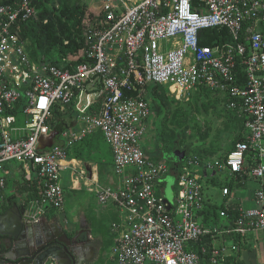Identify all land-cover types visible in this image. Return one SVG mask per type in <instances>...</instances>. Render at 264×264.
<instances>
[{
	"label": "built area",
	"instance_id": "built-area-1",
	"mask_svg": "<svg viewBox=\"0 0 264 264\" xmlns=\"http://www.w3.org/2000/svg\"><path fill=\"white\" fill-rule=\"evenodd\" d=\"M33 1L0 5V169L16 163L27 179L36 174L41 183L39 197L23 206V219L38 222L48 208L63 209L67 150L99 131L117 178L114 187L94 190L97 204L118 216L111 223L117 236L110 258L117 264H204L207 256L209 264H226L223 247L208 243L196 252L189 246L204 237L240 240L264 230V0H97L94 20H84L86 48L63 56L60 65L35 62L16 28L37 20ZM152 84L179 102L200 87L221 93L225 108L242 118L240 140L230 151L191 154L176 169L173 204L156 191L170 167L147 157L140 145L152 116L146 97ZM67 107L77 130L57 131L61 142L45 147L54 109ZM198 170L227 171L231 178L220 188V223L212 221ZM247 178L260 182L254 206L231 205L227 185L238 188ZM3 189L0 177V196Z\"/></svg>",
	"mask_w": 264,
	"mask_h": 264
},
{
	"label": "crops",
	"instance_id": "crops-1",
	"mask_svg": "<svg viewBox=\"0 0 264 264\" xmlns=\"http://www.w3.org/2000/svg\"><path fill=\"white\" fill-rule=\"evenodd\" d=\"M151 112L152 116L149 119L146 132L147 130L150 132L152 130L154 131V124L157 121L155 113L152 110ZM62 114L66 122L69 124L64 130H77L79 124L76 122L75 114L71 111V109L67 107ZM55 132L57 131L51 128L49 135H53L52 143H60V137L58 136V133ZM101 138L103 139L101 133L99 131H95L88 134L81 141L74 143L67 150V160L63 164L64 167L61 170L60 179L62 180L63 186L68 188L73 198H75L73 203H75L76 208L69 209L63 206L61 211H55L48 208L44 216L38 221L42 225L40 232H36L41 236L45 234L51 235L54 229V232L65 233L70 238L76 236V242L78 246L82 248L81 254L84 256L83 264H117L112 258H109L110 249L113 246L117 235L110 228L109 235H105V230H102L101 226L98 224V220L104 217L110 219V222L112 223L118 220V216L112 208H101L97 204L94 194L96 187H114L117 185V178L112 171L111 154L108 149H102L98 143L101 141ZM150 140L153 141L152 137ZM146 145L147 146L142 149L147 157L152 158L153 156H158L159 158H156V160L162 159V155L159 152V149L161 148L150 146V141H148ZM218 153L222 154L223 152L215 151L211 155H217ZM169 173L174 175L172 171ZM197 175L200 178V182L204 178L206 183L212 186H218L221 188L225 185H219L217 183L214 173L207 174L203 170H198ZM7 176H10L8 177L9 179H15L18 182H22L23 178L27 179L22 168H20L16 163H5L3 165L2 176L0 177L4 178ZM9 179H7V185H10L9 187L12 189V192L5 194L3 189L2 194L4 197L0 199V206L12 203L7 211L11 210L14 204L17 209L23 211L21 197L15 194ZM164 179L160 181L158 191L163 199L169 202L170 200H168L164 195L166 192L165 185L167 184ZM7 185H5L4 188ZM259 186L260 182L258 180L247 178L238 188L230 187V204L243 208L253 207L254 192L259 188ZM173 187H175V179ZM13 194L15 197L10 200L12 201L10 202L6 197ZM209 194L213 197L211 193ZM90 198L92 199L91 205L89 203ZM221 198L222 200H225L222 196ZM204 201L214 207H217L213 205L210 198H204ZM169 203L173 204L171 202ZM0 222L1 232L5 233L11 230L13 224V219H11V217L3 216ZM216 223H220L218 219L216 220ZM36 233H34L32 237L35 238ZM4 238L5 236H0V239ZM202 239L197 244L190 245L189 249L195 250L192 246L200 249L204 244V239L207 238L204 237ZM208 243L214 247H223L225 249L227 255L226 264H264V230L253 231L240 240L233 238L229 241L227 238H217L212 241H209L208 239ZM232 245H236L237 250H232ZM0 246V254L7 253L9 257H12V255L8 253V249L10 247L8 249H4L2 245ZM105 256H107L106 260H104ZM203 258L204 264H209L208 257L204 256Z\"/></svg>",
	"mask_w": 264,
	"mask_h": 264
},
{
	"label": "trees",
	"instance_id": "trees-1",
	"mask_svg": "<svg viewBox=\"0 0 264 264\" xmlns=\"http://www.w3.org/2000/svg\"><path fill=\"white\" fill-rule=\"evenodd\" d=\"M12 0H0L1 4H8ZM51 0H34L33 5L37 10V20L32 22H24L19 23L16 26L19 30L20 36L28 41V45H26V50L29 51V55L33 60H37L39 57L38 51L41 52V62H46L54 65H60V60L63 56H67L70 54L72 56L77 55L80 51L86 48L85 42V33L86 26L84 24V20L86 17V9L88 8L86 3L81 0H56V6L50 5ZM91 20H94L95 16H90ZM101 16H98L100 18ZM206 34L210 36H216V31L211 29L203 30ZM78 61H82L81 59ZM132 95L134 93H131ZM197 94L200 101L197 103V107L204 106L205 98H210L217 92L208 90L204 87L198 88L193 92L191 96ZM220 95V94H218ZM146 97L149 101L150 109L155 113L158 121H161L165 118L170 126L177 127L180 129V121L179 114L182 112L183 107H180V102L171 99L168 95L166 87L159 84H152L146 86ZM221 99H224L223 96L220 95ZM98 108V102H96L91 109L90 113H93ZM182 118V117H181ZM53 121L52 127L55 131L62 132L69 125L68 122L63 117V114L58 111L57 108L54 109L52 113V117L49 120ZM239 130L236 132L233 140L232 146L228 147V149L224 152L230 151L235 143L240 140L239 132L242 129V118H239ZM173 135L174 132H170ZM81 141V140H80ZM181 140H173L171 151L175 148H180L179 143ZM193 145L192 141L186 144L183 148L187 151ZM162 149H159L160 154L162 155ZM213 150H204L196 151L195 153L201 158L206 156H212L214 153ZM188 157V156H187ZM186 157V158H187ZM185 160V159H184ZM183 160V161H184ZM183 161H177L175 159L169 160L170 170L175 174L176 169L181 165ZM7 177H4V186L7 185ZM15 194L21 197V204L24 206L28 200L39 197L41 192V183L36 174H31L29 179H24L22 182H18L17 180L9 179ZM12 180V181H11ZM230 188V185H227ZM3 192V191H2ZM1 192L0 199L4 197ZM15 195L7 196V200L14 199ZM12 202V201H10ZM12 204V203H11ZM11 204L1 205L0 206V215L5 213ZM212 211V221L216 222L217 220V210L221 209L220 207L210 206ZM203 240V239H202ZM204 244H208V239H204ZM196 251L199 252V248L192 246Z\"/></svg>",
	"mask_w": 264,
	"mask_h": 264
},
{
	"label": "rangeland",
	"instance_id": "rangeland-1",
	"mask_svg": "<svg viewBox=\"0 0 264 264\" xmlns=\"http://www.w3.org/2000/svg\"><path fill=\"white\" fill-rule=\"evenodd\" d=\"M86 3V17L85 20H89L90 16L93 15V12H97L99 10L100 4L97 0H81ZM50 5L56 6V0H51ZM28 41L26 45H28ZM29 53V51H28ZM39 57L35 62H40L38 60L41 58V52L38 51ZM222 96V94L220 93ZM220 95L215 94L210 98H205L204 106L196 108L197 103H199L200 99L197 94H194L189 98L187 102H180V107H183L182 112L179 114L178 118L180 121V129L177 127H172L168 123V121L163 118L160 124V121H156L154 124V131L151 132L147 130L143 135L140 145L142 148L146 147L147 142L150 141V146L161 148L162 149V160L169 167V160H177L183 161L187 156L195 153L196 151L204 150H213L217 152H224L228 149V147L232 146V140L239 128V118L240 116L234 112H231L225 108L224 99L220 98ZM182 117V118H181ZM24 121V119H23ZM53 121L50 122L52 127ZM153 129V128H152ZM173 135L170 132H174ZM152 137L153 141L150 140ZM156 139V140H155ZM181 140L180 148H175L171 151L172 141L173 140ZM155 140V141H154ZM193 143L191 148L185 151L183 148L189 142ZM77 143V142H76ZM102 149H108L111 154L110 147L108 144L101 138V141L98 142ZM264 147V141H263ZM221 154H217L216 157H219ZM112 157V154H111ZM159 158L158 156H153L151 159ZM13 163V162H12ZM15 164V163H14ZM0 176H2V169H0ZM215 180L219 185H224L226 183L231 182V178L228 176L227 171L217 172L215 175ZM165 178V179H164ZM164 181L167 183L165 185L166 192L164 195L169 202L174 203L173 199L176 195L175 187H173L175 176L171 173H167L163 177ZM60 184L63 186L62 180L60 179ZM202 192L205 199L210 198L213 205L220 207L223 204V200L221 198V190L218 186H212L204 180H201ZM8 184L4 188L5 194L11 193L12 189ZM64 187V186H63ZM62 187V188H63ZM159 189L156 188V191ZM211 193L213 197L209 194ZM217 194V195H216ZM63 198H64V207L65 208H76L75 203L71 192L68 188L63 189ZM89 203L91 205L92 199H89ZM52 210V209H51ZM98 224L101 226L105 235H109V228L111 229V222L108 218H100L98 220ZM104 257V260H106ZM110 258V256H109ZM110 262V261H109ZM100 264V263H97ZM114 264V263H108Z\"/></svg>",
	"mask_w": 264,
	"mask_h": 264
},
{
	"label": "water",
	"instance_id": "water-1",
	"mask_svg": "<svg viewBox=\"0 0 264 264\" xmlns=\"http://www.w3.org/2000/svg\"><path fill=\"white\" fill-rule=\"evenodd\" d=\"M52 137V134L47 136L45 147L52 145ZM22 212L14 204L11 210L0 215V221L3 216L13 219L9 232L0 231V236H5L0 239V245L4 249L10 247L8 253L12 257L0 254V264H83L82 248L77 245L76 236L70 238L56 232L41 236L36 233L40 232L41 223L24 220ZM34 233L35 238L32 237Z\"/></svg>",
	"mask_w": 264,
	"mask_h": 264
},
{
	"label": "flooded vegetation",
	"instance_id": "flooded-vegetation-1",
	"mask_svg": "<svg viewBox=\"0 0 264 264\" xmlns=\"http://www.w3.org/2000/svg\"><path fill=\"white\" fill-rule=\"evenodd\" d=\"M53 231H54V229H53ZM55 232H53V234H54ZM78 245V244H77ZM1 247V246H0ZM82 259L84 260V256H82Z\"/></svg>",
	"mask_w": 264,
	"mask_h": 264
}]
</instances>
